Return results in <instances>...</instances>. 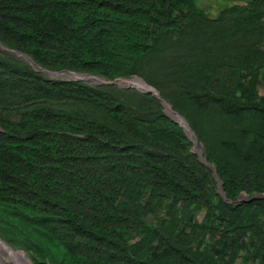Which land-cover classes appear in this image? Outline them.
Listing matches in <instances>:
<instances>
[{
    "label": "trees",
    "instance_id": "obj_1",
    "mask_svg": "<svg viewBox=\"0 0 264 264\" xmlns=\"http://www.w3.org/2000/svg\"><path fill=\"white\" fill-rule=\"evenodd\" d=\"M194 1L0 0V45L47 71L143 78L187 122L233 203L264 194V98L243 82L264 67V47L208 57L193 32L209 20ZM263 11L249 0L238 23L255 29ZM149 64L170 90L142 75ZM260 218L264 199L222 201L153 96L49 80L0 57V237L13 247L48 264H232L241 251L264 264ZM197 232L209 248L190 246Z\"/></svg>",
    "mask_w": 264,
    "mask_h": 264
},
{
    "label": "rangeland",
    "instance_id": "obj_2",
    "mask_svg": "<svg viewBox=\"0 0 264 264\" xmlns=\"http://www.w3.org/2000/svg\"><path fill=\"white\" fill-rule=\"evenodd\" d=\"M249 0H195L194 5L195 7L202 12L204 17L208 19L209 21H205L202 18L197 19L195 25H194V32L193 34H196L199 36L201 46H199V51L203 50L205 51L206 55L210 58H224L225 56H230L237 54L239 52H247L248 48L253 46L254 48L262 49L264 47V11L260 14L258 21L255 23L256 28H247V25L244 23H238L242 22L240 21L241 18H244L247 16V2ZM232 8H236L235 10H232ZM212 20H216L215 22H211ZM213 36L216 38V36H220L222 40H219V43L214 42V40L211 42L210 37ZM176 48L170 47L168 48V51L166 53V60L170 66L174 64V59L180 55L177 53ZM192 53V52H191ZM11 57L14 58L23 64H28L24 60L17 59L12 56L11 53H7L5 50L0 48V57ZM161 65H165V63H162ZM152 66L146 65L144 67V70H142V75L149 74L152 79L158 83L159 87L164 90V92H167L170 90V82L169 77H161L159 74L153 70H151ZM32 69V68H31ZM153 69V68H152ZM173 68H169V71H171ZM34 72L42 75L44 78L49 80H60V81H70V82H77L70 80L69 78H78L81 77H68V76H60V77H54V76H47L43 73L37 72L34 69H32ZM147 71V72H146ZM54 72V71H51ZM68 72V71H66ZM87 75V74H86ZM224 75V74H223ZM99 77V76H98ZM101 78V77H100ZM132 78H136L140 81H142L145 85L151 87L154 89L157 93L158 91L152 87L151 85L147 84L143 78H141L138 75H132L128 78H120V80H130ZM104 79V78H103ZM87 81V85L99 87V86H108V85H94L89 83L92 80L90 79H82ZM252 82L251 90H253L254 95L256 97L264 98V67L262 68H256L252 73L246 75L244 79V83ZM81 82V81H78ZM251 82L249 83V86L251 85ZM113 86V85H112ZM116 87V86H114ZM118 88V87H117ZM126 90H133V89H126ZM151 95V94H148ZM159 95V94H158ZM152 96V95H151ZM161 99V98H160ZM157 100V99H156ZM162 100V99H161ZM165 104L169 105L171 110L176 113L178 116H180L183 120L184 118L175 110L172 109L171 105L165 101L162 100ZM160 105V103H159ZM161 107V105H160ZM161 107V112H162ZM166 111V107H165ZM163 113V112H162ZM185 121V120H184ZM186 122V121H185ZM187 124V122H186ZM214 124V123H213ZM188 125V124H187ZM217 123L214 124V127L211 126L210 121L209 123L204 121L202 122V129L206 132L207 137H211V139H214L216 143L220 144V141L222 140V134L219 127L217 128ZM189 127V126H188ZM190 129V127H189ZM191 130V129H190ZM192 132V130H191ZM193 136L195 135L194 132H192ZM194 139L196 141L195 149L193 150L195 153L197 151H201V154L203 153V147L202 144L198 141V139L194 136ZM227 140L231 141L232 139L229 137ZM249 140V139H248ZM236 143V142H235ZM192 148V144H191ZM245 148H243L244 150ZM192 151V149H191ZM195 155V154H194ZM197 158V155H195ZM199 157V156H198ZM203 157V155H202ZM204 158V157H203ZM210 170V169H209ZM211 172V170H210ZM211 177L213 178L215 182V190L216 193L219 195V190L217 187V183L215 181V178L211 172ZM220 196V195H219ZM253 196V195H251ZM251 196H245V195H239L235 201H241L244 202V200L249 199ZM264 199V194H261ZM239 202V203H241ZM236 203V204H239ZM163 215V210L158 209L157 210V217H160ZM151 216H148L147 220L150 222H154ZM194 219L201 223L203 221V215L202 212H197L194 215ZM262 224V228L264 229V218H260L258 221ZM1 232V228H0ZM0 240L5 243L7 246H9L13 251H16L28 264H48L47 261L44 259L38 258L34 253L31 252H25L18 247H13L7 242H10L8 239H3L0 237ZM201 240V241H200ZM198 241H200L199 244V250L203 249L205 247L209 248V245L211 244V241L208 237H202L199 235V232H197L193 238V241L191 242V247H196L198 245ZM23 255H21V254ZM232 264H257V261L255 258L252 257L251 253H246L244 251H241L236 258L234 259Z\"/></svg>",
    "mask_w": 264,
    "mask_h": 264
},
{
    "label": "water",
    "instance_id": "obj_3",
    "mask_svg": "<svg viewBox=\"0 0 264 264\" xmlns=\"http://www.w3.org/2000/svg\"><path fill=\"white\" fill-rule=\"evenodd\" d=\"M0 46H1V47H2L7 53H16V54H18V55H20V56H24V57H26L25 55H23V54H21V53H18V52L14 51V50H9V49L3 47L2 45H0ZM12 56L18 59L17 56H15V55H12ZM26 58L28 59V57H26ZM28 60H29V59H28ZM29 61H30V60H29ZM30 62H31V61H30ZM27 65H28L29 67H31L32 69H34L35 71L40 72V73H43V74H45V75H47V76H54V77H57V76H63L64 74L86 76L87 78H89V79L92 80V82L90 81L89 83L94 84V85H108V86H112V85H113V86H116V87H118V88H120V89H133V90H135V91H137V92H139V93H141V94H151L155 99H157V100L159 101L161 107L163 108V109H162L163 114H164V115H165L170 121H172L174 124L177 125V127H178V128L182 131V133L185 135L186 139L192 144V148H191V149H192V153L195 154V155H197V154L193 151V148L195 147L196 144H194V143L190 140V138L187 136V134H186L185 131L181 128V126H180L176 121H174V120H172L171 118H169V117L167 116V114L165 113V111H164V106L167 105V104H165V103L159 98L158 93H157L154 89H152L151 87H149V86H147V85H145V84H144V85L147 87L146 89H138L137 87H135V86L132 84L131 80H134V79H136V78H132V79H130V80H120V79H115V80H113V81H108V80H105V79L100 78V77H98V76H91V75L80 74V73H75V72H66V71L51 72V71H47V70L41 69V68H39V67L33 65L32 62H31V64H27ZM31 65H32V66H31ZM69 79H70V80H73V81H81L82 83H87V81L82 80V79H78V78H69ZM167 106H168L169 109H171L169 105H167ZM172 112H173V111H172ZM173 113H174V112H173ZM175 114H176V113H175ZM179 117H180V116H179ZM190 131H191V130H190ZM192 137H193V135H192ZM195 143H196V142H195ZM197 160H198V162H199L201 165H203V166L206 167L207 169H210V170H211V172H212V174H213V176H214V178H215V181H216V183H217V187H218V190H219V195H220V197H221V199H222V201H223L224 203H227V204H236V203L241 202V201H235V202H233V203H230L229 201L225 200V197L223 196V193L221 192V189H220L221 184H220L219 180L217 179V176H216V172H215L214 167L211 166L210 164H208V163L205 161V159H203L204 161L201 162V161L199 160L198 155H197ZM262 198H263V197L261 196V194H260V195H253V196H251L249 199L244 200V202H249V201H251V200L262 199Z\"/></svg>",
    "mask_w": 264,
    "mask_h": 264
},
{
    "label": "bare ground",
    "instance_id": "obj_4",
    "mask_svg": "<svg viewBox=\"0 0 264 264\" xmlns=\"http://www.w3.org/2000/svg\"><path fill=\"white\" fill-rule=\"evenodd\" d=\"M0 48L3 49L1 46H0ZM11 54L16 55L17 57L20 56V55H18L16 53H11ZM20 57L28 60L24 56H20ZM63 76H68V77H81L80 79H89L86 76H79V75L64 74ZM57 77H60V76H57ZM131 82L138 89H146L147 88L144 85V83L142 81L138 80V79L131 80ZM165 107H166V111H165ZM164 111H165V113H167V116L169 118L171 117V119L174 120V121H176L181 126V128L183 127L185 129V131H186L185 133L188 136L189 129H188V126H187L186 122L181 117H178L176 114L172 113V110L169 109L167 105L164 106ZM194 144H196V143H194ZM194 149H195V147L193 148V150ZM196 154L199 156V160L201 162H203L204 161L203 160L204 158L202 157L201 151H197ZM0 264H28V263L18 253H16L12 249H10L8 246H6L2 241H0Z\"/></svg>",
    "mask_w": 264,
    "mask_h": 264
}]
</instances>
